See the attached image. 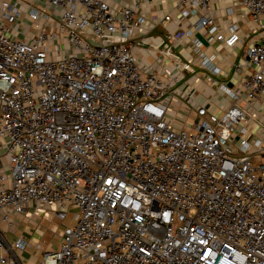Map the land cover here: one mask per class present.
I'll list each match as a JSON object with an SVG mask.
<instances>
[{"label": "built area", "instance_id": "1", "mask_svg": "<svg viewBox=\"0 0 264 264\" xmlns=\"http://www.w3.org/2000/svg\"><path fill=\"white\" fill-rule=\"evenodd\" d=\"M212 1L175 5L186 18ZM26 2L0 0V211L9 226L32 204L53 211L60 244L37 264H264V159L254 158L264 151L246 139L249 109L264 108V0H237L258 26L241 89L216 85L222 113L190 101L177 125L167 119L176 78L140 68L130 40L149 25L129 0L33 1L24 39ZM195 27L239 41L212 17ZM25 247L0 231V264Z\"/></svg>", "mask_w": 264, "mask_h": 264}, {"label": "crops", "instance_id": "2", "mask_svg": "<svg viewBox=\"0 0 264 264\" xmlns=\"http://www.w3.org/2000/svg\"><path fill=\"white\" fill-rule=\"evenodd\" d=\"M33 1L36 0H27L21 8L18 35L24 39L33 32L27 14L28 7L33 6ZM129 2L135 14H142L149 25L146 32H135L130 40L132 52L140 68L144 72L161 76L168 73L176 78L173 99L167 113L169 122L177 125L188 114H193L190 101L204 106L216 115L221 114L226 100L222 95L216 94V85L223 83L229 89H241L243 81L254 69V66L245 63L244 53L248 46L258 40L257 22L238 5L237 0H213L207 13L198 11L197 14L186 18L182 17L176 8L175 0ZM110 5L116 8L118 0H110ZM202 15L212 17L224 37H228L229 28L235 25L239 41L231 47L223 41H208L195 27L197 19ZM178 32L183 33V36L172 38ZM195 39L202 43L199 53L195 51ZM161 41L168 43V55L164 54L165 48ZM204 59L219 68L218 74H211L206 67L207 62L203 64ZM175 62H190L191 69L197 74L193 75L192 72L181 69ZM207 77L215 81V85L209 82ZM248 112L251 116V126L246 139L251 144L258 140L264 151V108L256 105ZM254 158L264 159V152L263 155L254 153ZM3 213L0 211V231L6 242L11 245L18 238L26 241V247L17 251L16 258L7 264H37L43 251L58 249L62 224L55 219L52 210L32 204L24 213L10 212L11 226L2 221Z\"/></svg>", "mask_w": 264, "mask_h": 264}, {"label": "rangeland", "instance_id": "3", "mask_svg": "<svg viewBox=\"0 0 264 264\" xmlns=\"http://www.w3.org/2000/svg\"><path fill=\"white\" fill-rule=\"evenodd\" d=\"M76 209H74V211H75Z\"/></svg>", "mask_w": 264, "mask_h": 264}]
</instances>
